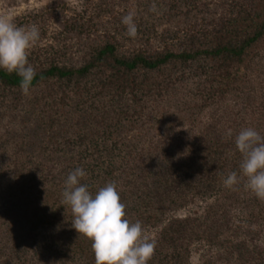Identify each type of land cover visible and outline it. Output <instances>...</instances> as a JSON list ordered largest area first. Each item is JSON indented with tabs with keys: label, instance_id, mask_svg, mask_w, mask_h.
Returning <instances> with one entry per match:
<instances>
[{
	"label": "trees",
	"instance_id": "16d2710c",
	"mask_svg": "<svg viewBox=\"0 0 264 264\" xmlns=\"http://www.w3.org/2000/svg\"><path fill=\"white\" fill-rule=\"evenodd\" d=\"M12 19L40 40L28 95L0 69V264H95L62 204L77 167L93 193L116 182L148 264H264V200L223 184L239 131L264 135V0H52Z\"/></svg>",
	"mask_w": 264,
	"mask_h": 264
},
{
	"label": "clouds",
	"instance_id": "9594fccd",
	"mask_svg": "<svg viewBox=\"0 0 264 264\" xmlns=\"http://www.w3.org/2000/svg\"><path fill=\"white\" fill-rule=\"evenodd\" d=\"M151 11L157 10L156 5ZM135 14L122 17L126 35L135 38L138 27ZM40 40L36 24L18 26L9 15H0V69L16 73L19 87L28 95L37 73L29 62L30 49ZM228 138L232 137L229 130ZM241 154L239 171H231L223 180L225 187L234 189L243 182L244 187L264 200V135L252 127L243 128L234 138ZM87 176L83 168L71 171L62 192V204L70 207L72 227L91 241L95 264H148L155 254L156 241L144 236L142 222L127 218L126 204L121 202L115 181L106 183L95 193L81 180Z\"/></svg>",
	"mask_w": 264,
	"mask_h": 264
},
{
	"label": "rangeland",
	"instance_id": "374dc122",
	"mask_svg": "<svg viewBox=\"0 0 264 264\" xmlns=\"http://www.w3.org/2000/svg\"><path fill=\"white\" fill-rule=\"evenodd\" d=\"M51 1L52 0H0V15H9L11 16V18H13L15 16H20L29 11H36L39 7L48 5ZM63 1H65L68 6L79 9L80 2L82 0H63ZM49 22L54 23V20L49 19L48 22L46 23L47 27L46 26L45 27L47 29L52 30L54 28L53 26L54 24H51L49 26ZM185 88L191 89L187 94L189 96H192L193 83L186 82ZM183 90L186 91V89ZM162 104L164 105V102ZM197 205H200V203L196 205H190L185 207L184 209L176 211L175 215L183 216L184 214L198 213L200 209L198 208ZM196 257L197 254L192 251L190 257L191 263L196 262Z\"/></svg>",
	"mask_w": 264,
	"mask_h": 264
}]
</instances>
